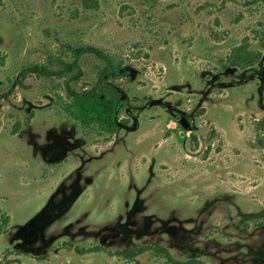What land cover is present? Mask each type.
<instances>
[{
    "label": "rangeland",
    "instance_id": "rangeland-1",
    "mask_svg": "<svg viewBox=\"0 0 264 264\" xmlns=\"http://www.w3.org/2000/svg\"><path fill=\"white\" fill-rule=\"evenodd\" d=\"M0 0V258L264 264V0ZM92 45L122 66L112 135L19 72ZM242 44L259 59L228 63ZM89 85L101 64L78 60ZM126 258L125 250H138Z\"/></svg>",
    "mask_w": 264,
    "mask_h": 264
},
{
    "label": "trees",
    "instance_id": "trees-1",
    "mask_svg": "<svg viewBox=\"0 0 264 264\" xmlns=\"http://www.w3.org/2000/svg\"><path fill=\"white\" fill-rule=\"evenodd\" d=\"M83 6H96V0H81ZM264 46V43H262ZM68 55L66 60L58 57L57 68H50L47 65L33 63L19 72L23 78L26 74H36L38 76L62 78L64 90L68 98L65 110L75 119L79 120L83 126H95L101 133L112 135L118 129L116 111L121 99V92L118 84L115 83L116 75L125 74L121 71V64L115 61L102 49L92 45H65ZM83 54L94 55L100 60V65L96 69L95 79L75 89L71 84L82 78V70L78 60ZM260 57V53L251 51L247 44L234 47L228 55V63L237 68H245L253 65ZM1 97V94H0ZM256 129L264 132V118L257 121ZM10 217L6 213L0 215V235L7 232ZM141 252L138 250H125L122 253L126 258H133V255ZM0 264H21L19 260L8 261L0 258Z\"/></svg>",
    "mask_w": 264,
    "mask_h": 264
}]
</instances>
